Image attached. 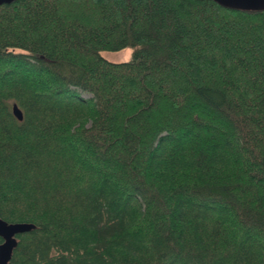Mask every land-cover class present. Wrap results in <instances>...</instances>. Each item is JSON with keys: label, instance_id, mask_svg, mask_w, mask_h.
I'll list each match as a JSON object with an SVG mask.
<instances>
[{"label": "trees", "instance_id": "1", "mask_svg": "<svg viewBox=\"0 0 264 264\" xmlns=\"http://www.w3.org/2000/svg\"><path fill=\"white\" fill-rule=\"evenodd\" d=\"M0 217L7 264H264V9L0 4Z\"/></svg>", "mask_w": 264, "mask_h": 264}, {"label": "water", "instance_id": "2", "mask_svg": "<svg viewBox=\"0 0 264 264\" xmlns=\"http://www.w3.org/2000/svg\"><path fill=\"white\" fill-rule=\"evenodd\" d=\"M13 0H0V4L10 3ZM222 4L239 7L243 9H264V0H216ZM12 112L18 120H22L23 115L16 104L12 106ZM34 226L30 222L6 221L0 217V264H7L11 258L13 248L17 244L16 235L27 231Z\"/></svg>", "mask_w": 264, "mask_h": 264}, {"label": "rangeland", "instance_id": "3", "mask_svg": "<svg viewBox=\"0 0 264 264\" xmlns=\"http://www.w3.org/2000/svg\"><path fill=\"white\" fill-rule=\"evenodd\" d=\"M101 55L106 59L114 62L127 61L132 56V48L126 47L120 51H102Z\"/></svg>", "mask_w": 264, "mask_h": 264}]
</instances>
